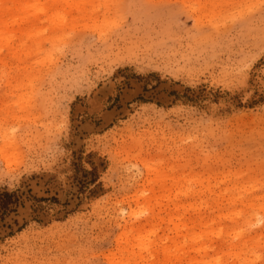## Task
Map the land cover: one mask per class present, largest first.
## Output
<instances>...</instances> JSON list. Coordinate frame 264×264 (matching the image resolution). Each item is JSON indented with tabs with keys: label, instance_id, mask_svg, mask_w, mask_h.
Returning <instances> with one entry per match:
<instances>
[{
	"label": "rangeland",
	"instance_id": "rangeland-1",
	"mask_svg": "<svg viewBox=\"0 0 264 264\" xmlns=\"http://www.w3.org/2000/svg\"><path fill=\"white\" fill-rule=\"evenodd\" d=\"M39 4L0 11V264H264V0Z\"/></svg>",
	"mask_w": 264,
	"mask_h": 264
},
{
	"label": "bare ground",
	"instance_id": "bare-ground-1",
	"mask_svg": "<svg viewBox=\"0 0 264 264\" xmlns=\"http://www.w3.org/2000/svg\"><path fill=\"white\" fill-rule=\"evenodd\" d=\"M49 1V0H48ZM55 2H60V3H63V2H71L72 0H54ZM40 0H0V11H5V9H18L20 11H23L25 10V7L31 5V7H33L34 9H37V11L39 10H43L45 7H42L40 5H43V4H39ZM30 9V8H29ZM33 10V9H32ZM34 17H38V15L34 14ZM1 32V31H0ZM2 35V33H1ZM32 35V34H31ZM30 35V36H31ZM260 206V205H259ZM238 213V212H237ZM237 216V215H236ZM198 224H203V222L201 220L198 221ZM216 224V223H215ZM214 222H210L209 224V228L203 230V232L198 235V234H195L194 231H191L189 233H187L185 235V237L187 239H189L192 243H197V241L200 239H202L203 237H205L206 235H213V236H219L221 235L222 233L226 234L228 230H226L221 224H217L215 225ZM194 227H191L189 230H192ZM229 228V227H228ZM231 229H233L231 227ZM238 229V228H237ZM232 231V230H231ZM229 233V232H228ZM239 235H242L241 234V231H235V236H239ZM213 245V244H211ZM210 245V246H211ZM260 245V241H259V238L257 237L256 238V241L253 243V256L252 258H258L260 257L259 254H258V247ZM244 248L246 247L245 245H242ZM215 247L212 246L211 250H214ZM196 251L197 252H200V251H205L204 253L207 255V250H206V247H205V242H202L200 245L197 246L196 248ZM179 254H173V257L179 261L180 263L182 262V260L184 259L183 256V250H180L178 251ZM167 255H171L170 252L167 253ZM242 255V254H241ZM237 260H239V255L236 254L235 255ZM204 257V256H203ZM250 258L248 259H245L243 258V261L245 260H249ZM214 260V258L212 259V261ZM221 262V256H216L215 260L213 261L214 264H219ZM202 263H210L209 261H205L204 259L198 261V262H195L194 264H202ZM213 263H210V264H213ZM231 264H235V263H231Z\"/></svg>",
	"mask_w": 264,
	"mask_h": 264
},
{
	"label": "trees",
	"instance_id": "trees-1",
	"mask_svg": "<svg viewBox=\"0 0 264 264\" xmlns=\"http://www.w3.org/2000/svg\"><path fill=\"white\" fill-rule=\"evenodd\" d=\"M12 196H13V193H8V192L2 193V197H6V198H7L6 200H4V201L2 202V206L4 207V209H6V208H7V204H8L9 202H11V201H9V200L11 199ZM2 206H0V208H1Z\"/></svg>",
	"mask_w": 264,
	"mask_h": 264
}]
</instances>
